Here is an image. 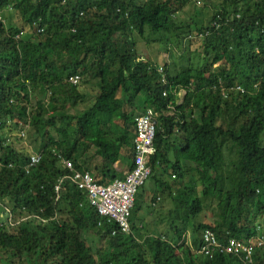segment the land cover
Instances as JSON below:
<instances>
[{
	"label": "trees",
	"instance_id": "16d2710c",
	"mask_svg": "<svg viewBox=\"0 0 264 264\" xmlns=\"http://www.w3.org/2000/svg\"><path fill=\"white\" fill-rule=\"evenodd\" d=\"M197 1L0 0V264H264V0ZM185 5L202 62L171 75L165 59L138 54L134 35L178 39L191 30L176 21ZM8 8L19 24H5ZM75 75L96 80L88 94L70 82ZM140 96L157 113L151 188L147 200V181L135 195L130 231L112 234L116 225L63 160L98 184L123 177L113 165L132 167ZM18 125L41 154L34 166L29 148L8 141ZM158 200L170 201L167 219H135ZM213 205L216 218L200 221ZM206 229L216 241L208 253ZM230 239L250 257L223 250Z\"/></svg>",
	"mask_w": 264,
	"mask_h": 264
},
{
	"label": "built area",
	"instance_id": "2783aa9c",
	"mask_svg": "<svg viewBox=\"0 0 264 264\" xmlns=\"http://www.w3.org/2000/svg\"><path fill=\"white\" fill-rule=\"evenodd\" d=\"M200 2V1H199ZM38 31H42L39 28ZM161 81L166 83V74L161 67L157 68ZM80 79L79 75H75L70 79L72 84H77ZM167 92H162L166 96ZM156 132V113L152 109H146L135 117V137L133 140V160L132 167L124 175V177L115 178L108 184L96 183L88 172H81L74 169L73 164L68 160L63 163L71 171L70 179L79 190L85 191L90 204L95 207L99 216L108 223L116 225V229L112 234L128 233L130 231L129 216L134 204V198L139 188L144 185L150 175V167L148 165L149 158L153 152V141ZM22 137L25 133L22 130ZM41 154L32 153L29 158V166L36 165L40 160ZM63 179L58 181V184ZM55 186V190H59V185ZM204 240L207 242L202 249L204 253H208L210 244L216 245L214 234L211 230L206 229L203 234ZM230 253H238L239 250L246 251L247 257L251 255V249L244 246L241 242L230 239L229 243L223 248Z\"/></svg>",
	"mask_w": 264,
	"mask_h": 264
},
{
	"label": "rangeland",
	"instance_id": "374dc122",
	"mask_svg": "<svg viewBox=\"0 0 264 264\" xmlns=\"http://www.w3.org/2000/svg\"><path fill=\"white\" fill-rule=\"evenodd\" d=\"M197 1V0H196ZM201 1V0H200ZM197 6L203 7V2L197 1ZM212 11L209 13V11L203 12L204 16H207L206 19H208L211 16ZM177 15V23L183 22L185 25H191V30H185L181 33L180 37L178 39L174 37H170L169 42H163L161 40L153 41V39L149 38L148 41L142 40L137 37V34L134 35L135 41H136V50L138 54L142 58H146L150 60L153 64H161L163 65V59L167 61L169 73L171 75H175L176 73L183 71L187 68H198L201 65L202 62V56L203 52L200 46L201 38L198 34L195 33V30L193 29V25L191 23V17L193 18L195 14L193 13L191 7L189 5H185L181 10L176 14ZM1 16L5 20L6 25H17L20 23L18 14L14 13L10 8L6 10L1 11ZM196 19V22H200L201 16H198ZM32 30L28 27H25L23 30V33L21 34L24 38L31 37L32 36ZM67 59L68 61L73 60V57H68L66 55H61L57 57L56 61H61ZM93 82H96V80L88 79L87 77L81 76L80 81L78 82L79 89L84 91L85 93H89L90 87L93 86ZM68 91V90H67ZM64 92V91H63ZM184 90L180 89L177 93L178 96V102L181 101L182 96L184 95ZM70 92H67L66 95H69ZM71 94V93H70ZM49 96L48 94H45V99L47 100ZM37 100V99H33ZM86 102V101H85ZM84 103V102H83ZM83 103H80V109H83ZM85 106V105H84ZM138 109V107L136 106ZM137 114V113H136ZM12 125V124H11ZM18 129H14L10 135H12L13 138H8V141L14 142L17 146L20 145L24 148H29L31 152H33V141L31 140V137L29 133L26 134V137H22V125H18ZM11 128H13L11 126ZM194 177H187V184H191V186H194L193 179ZM145 188L149 189L151 187V182L148 180L145 183ZM163 206H167V202H162ZM166 203V205H165ZM170 206L165 208L162 211V215L156 216V215H150L146 221H149L150 219H157V217H167V212L169 211ZM138 213V214H137ZM136 217L141 214V211L137 212ZM217 213V210L215 209V206L213 205L209 210L204 211L200 217V221L205 223H210L216 218L215 214ZM167 219V218H165ZM159 220V219H157ZM143 224L148 225L149 222H143ZM187 229L185 231V242L187 241L188 232Z\"/></svg>",
	"mask_w": 264,
	"mask_h": 264
},
{
	"label": "crops",
	"instance_id": "0c3cea01",
	"mask_svg": "<svg viewBox=\"0 0 264 264\" xmlns=\"http://www.w3.org/2000/svg\"><path fill=\"white\" fill-rule=\"evenodd\" d=\"M143 97H137L136 99H135V102H134V115H136V113H138V112H142V109H143ZM88 101H86V102H84L83 103V106L87 103ZM136 106L138 107V109L136 108ZM134 137H135V134H134ZM114 168H115V171L117 172V173H119V174H121L123 177H124V175L129 171V169H130V166H129V161L128 162H124V161H122V160H120V159H117L116 161H115V163H114ZM146 185V184H145ZM151 188V187H150ZM147 190L148 189H146V188H144L143 189V191H141V192H143V195L146 197V199L145 200H147V198H148V194L149 193H147ZM146 194V195H145ZM162 202H164V201H161V200H158L157 201V203H156V205H155V207L157 208L156 210H154L153 212H146L144 209H142V211H141V214L140 215H138L135 219H148L149 217H150V215H156V216H159V215H162V211L165 209V208H167L168 206H170L171 207V204H170V201L169 200H167L166 202L168 203V205L167 206H163V203ZM165 205H166V203H165ZM167 214H168V212H167ZM129 219H130V216H129ZM157 219H165V217H157Z\"/></svg>",
	"mask_w": 264,
	"mask_h": 264
},
{
	"label": "clouds",
	"instance_id": "9594fccd",
	"mask_svg": "<svg viewBox=\"0 0 264 264\" xmlns=\"http://www.w3.org/2000/svg\"><path fill=\"white\" fill-rule=\"evenodd\" d=\"M42 30H43V29H42ZM38 32H39V31H38ZM73 77H74V76H73ZM71 78H72V77H71ZM71 78H70V79H71ZM80 79H81V76H80ZM80 79H79V81H80ZM79 81H78V82H79ZM166 81H167V78H166ZM161 82H162V81H161ZM162 83H163V82H162ZM163 91H164V90H163ZM163 91H162V92H163ZM162 96H163V95H162ZM164 97H165V96H164ZM146 109H148V108H143V109H142V112H144V110H146ZM149 109H151V108H149ZM152 110H153V109H152ZM142 112H141V113H142ZM141 113L138 112L136 115H134V129H135V117H136L137 115L141 114ZM155 113H156V112H155ZM156 117H157V113H156Z\"/></svg>",
	"mask_w": 264,
	"mask_h": 264
}]
</instances>
